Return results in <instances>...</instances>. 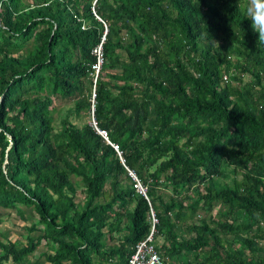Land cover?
Masks as SVG:
<instances>
[{
  "label": "trees",
  "instance_id": "trees-1",
  "mask_svg": "<svg viewBox=\"0 0 264 264\" xmlns=\"http://www.w3.org/2000/svg\"><path fill=\"white\" fill-rule=\"evenodd\" d=\"M248 5L0 0V212L30 222L0 239V264H126L149 203L166 264H264V44ZM59 99L74 107L56 129ZM82 111L149 202L96 130L72 122Z\"/></svg>",
  "mask_w": 264,
  "mask_h": 264
},
{
  "label": "rangeland",
  "instance_id": "rangeland-1",
  "mask_svg": "<svg viewBox=\"0 0 264 264\" xmlns=\"http://www.w3.org/2000/svg\"><path fill=\"white\" fill-rule=\"evenodd\" d=\"M24 2H26V0H24ZM97 73V70H96ZM247 79V77H245V80ZM56 112L54 113V127H56V125L58 124V119L65 115L68 109H73L74 104L72 103V100H57L54 101L53 104ZM71 120L74 124L80 126L83 125L85 123L91 124L93 121L92 118V114H88L86 111H82L79 115L77 116H73L71 117ZM57 129V127H56ZM78 182L77 186H76V201L77 202H81L82 201V197H83V187L82 185L79 183V179L75 180ZM157 193L162 196L163 200H166L167 197H170L171 193L169 190H165L164 188H159L157 190ZM214 205V206H213ZM211 207V210L209 211V213H205V219H209L212 216L218 217L216 214V211L218 210V207L213 204ZM29 225L30 222L25 223L24 221H22L15 213V211H10V210H2L0 212V239H7L10 240L12 242H15L17 240H21V235L24 233L25 231L23 230L25 225ZM160 236H158L157 238H159ZM156 238V239H157ZM159 243H163L164 239L159 238L157 240ZM47 251L46 247L43 245H40L37 248V251L35 252L33 257H37L39 256L40 253H43ZM32 259V258H31ZM7 264V263H6Z\"/></svg>",
  "mask_w": 264,
  "mask_h": 264
},
{
  "label": "built area",
  "instance_id": "built-area-1",
  "mask_svg": "<svg viewBox=\"0 0 264 264\" xmlns=\"http://www.w3.org/2000/svg\"><path fill=\"white\" fill-rule=\"evenodd\" d=\"M96 55L98 57V64H97L96 70L98 71V67L100 66L101 61H102L101 59L102 53H101L100 47L97 49ZM224 79L226 80V77H224ZM90 125L104 139V141L113 148L120 163L125 167L124 159L122 157V152L120 151L119 147L116 144L111 143L109 141L105 131L99 130L96 127V123L94 120L92 121ZM125 169L129 177L134 181L133 187L135 188V190L149 202L148 197L146 195V188L143 187V185L141 184L139 179L136 177L134 172L129 170L127 167H125ZM149 206H150L149 219L151 221L150 232L143 240H141L135 245L133 253L127 260L126 264H166L165 262L166 260L161 258L160 254L157 252L155 245H154V241L156 238L155 225L157 224L158 221L155 218V215L151 208L150 203H149Z\"/></svg>",
  "mask_w": 264,
  "mask_h": 264
},
{
  "label": "clouds",
  "instance_id": "clouds-1",
  "mask_svg": "<svg viewBox=\"0 0 264 264\" xmlns=\"http://www.w3.org/2000/svg\"><path fill=\"white\" fill-rule=\"evenodd\" d=\"M246 16L252 30L258 34V41L264 44V0H249Z\"/></svg>",
  "mask_w": 264,
  "mask_h": 264
}]
</instances>
